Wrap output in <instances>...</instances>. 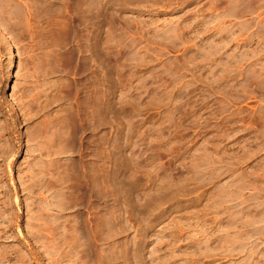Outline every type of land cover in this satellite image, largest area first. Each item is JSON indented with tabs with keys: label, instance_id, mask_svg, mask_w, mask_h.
<instances>
[{
	"label": "rangeland",
	"instance_id": "1",
	"mask_svg": "<svg viewBox=\"0 0 264 264\" xmlns=\"http://www.w3.org/2000/svg\"><path fill=\"white\" fill-rule=\"evenodd\" d=\"M0 264H264V0H0Z\"/></svg>",
	"mask_w": 264,
	"mask_h": 264
},
{
	"label": "bare ground",
	"instance_id": "2",
	"mask_svg": "<svg viewBox=\"0 0 264 264\" xmlns=\"http://www.w3.org/2000/svg\"><path fill=\"white\" fill-rule=\"evenodd\" d=\"M14 60L12 59L11 62H10V65H13L14 66Z\"/></svg>",
	"mask_w": 264,
	"mask_h": 264
}]
</instances>
